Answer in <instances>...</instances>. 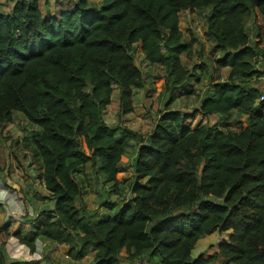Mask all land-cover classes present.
Here are the masks:
<instances>
[{"label": "trees", "instance_id": "1", "mask_svg": "<svg viewBox=\"0 0 264 264\" xmlns=\"http://www.w3.org/2000/svg\"><path fill=\"white\" fill-rule=\"evenodd\" d=\"M6 1L12 7L0 10V123L17 112L37 127L25 144L54 203L32 230L12 235L30 252L39 239L69 246L76 260L92 251L90 264H123L122 251L142 264H208L191 252L202 236L219 232L227 239L214 257L264 264V95L249 82L264 80V30L255 24L251 43L246 28L253 14L264 23V0H99L98 7L77 0L52 13H43L39 0ZM207 7L213 49L223 54L214 63L229 70L227 79L212 82L191 112L168 108L176 89L195 94V75L181 60L193 43L183 41L179 13ZM137 44L149 64L166 70L169 93L145 140L104 120L114 87L119 113L133 110V91L143 86L131 53ZM232 113L246 117L237 129L223 118L219 125L220 117L207 121ZM136 138L128 181L122 160ZM88 165L111 185L107 197L124 188L128 199L101 204L117 205L114 213L95 218L83 201L77 174L86 175ZM6 260L0 247V264L22 263Z\"/></svg>", "mask_w": 264, "mask_h": 264}, {"label": "rangeland", "instance_id": "2", "mask_svg": "<svg viewBox=\"0 0 264 264\" xmlns=\"http://www.w3.org/2000/svg\"><path fill=\"white\" fill-rule=\"evenodd\" d=\"M77 0H39L43 13H52L60 8L70 7ZM89 7H98L99 0H86ZM12 7L11 2L0 0V10L8 11ZM210 8L203 10L182 11L179 13V28L183 33V41L193 43L190 53H183L181 60L190 72L195 76L190 77L189 82L195 94L190 96H180L181 89L175 90L177 97L171 102L168 108H176L191 112L201 103L207 90L211 88L212 82L216 79L225 81L228 76V69H216L215 59L220 58L222 52L214 51L212 42L207 31V15ZM255 24H260L264 30V23L261 16L256 18L250 16L246 23V28L250 35V41L255 40ZM264 48V42L261 44ZM143 74V86L134 89L132 96L133 110L130 113H119V91L114 87L111 103L104 113V120L111 128L122 126L142 136V140L151 133L158 119L159 113L167 105L169 93L166 90L164 76L166 70L161 65L149 64L142 52L141 45L137 44L131 51ZM225 55V53H224ZM217 77H220L219 79ZM250 84L258 86L264 95V80L255 77L249 80ZM198 117V116H197ZM196 117V119H197ZM223 123L221 119L228 121L237 129L239 123L246 122L245 116L232 113L229 116H211L207 118L209 123ZM204 121V119H203ZM195 123V120L191 121ZM37 127L28 123L21 114L14 112L12 122L0 123V247H3L6 262L15 263L20 260L21 264H90L93 261L94 253L88 251L81 259H72L69 256L70 247L65 244H58L53 241L39 239L36 243L35 252L21 244L12 233L16 230L28 232L32 230L37 219H42L45 214L41 212L53 209V200L49 198L48 191L44 188L40 180V161L33 153L32 145H26L25 139L29 137L31 130ZM138 138L130 141V146L126 149L122 166L125 168V176L128 181L132 179V162L136 154ZM85 172L77 174L78 180L82 181L83 201L89 209L96 210V217L103 213H114L117 205L113 209H106L101 204L108 200H113L119 204L123 198L128 199L123 193L108 196L106 189H110V184L102 173L94 174L88 165ZM126 190L129 189L127 186ZM103 191V192H101ZM101 193V194H100ZM131 196V194H130ZM220 202V200H216ZM227 239V233L215 232L202 236L195 244L191 252L193 257L203 254L208 259V264H225L220 256L214 257L217 253V245L222 240ZM123 264H142L143 262H129L124 258L125 252H121ZM147 264V262H145Z\"/></svg>", "mask_w": 264, "mask_h": 264}]
</instances>
